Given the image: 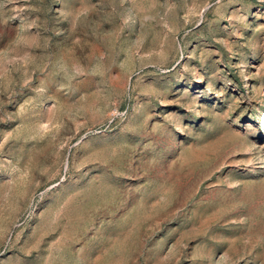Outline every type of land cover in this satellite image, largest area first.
Instances as JSON below:
<instances>
[{"label":"rangeland","instance_id":"1","mask_svg":"<svg viewBox=\"0 0 264 264\" xmlns=\"http://www.w3.org/2000/svg\"><path fill=\"white\" fill-rule=\"evenodd\" d=\"M0 264H264V0H0Z\"/></svg>","mask_w":264,"mask_h":264}]
</instances>
